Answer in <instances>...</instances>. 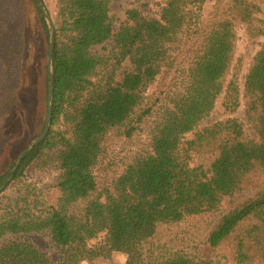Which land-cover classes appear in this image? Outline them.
Here are the masks:
<instances>
[{"label":"trees","instance_id":"obj_1","mask_svg":"<svg viewBox=\"0 0 264 264\" xmlns=\"http://www.w3.org/2000/svg\"><path fill=\"white\" fill-rule=\"evenodd\" d=\"M113 1H55L49 99L51 30L32 0L51 119L44 140L0 174V186L9 179L0 264L114 252L124 264L264 263V43L242 87L235 59L238 26L249 39L264 35V0H215L206 15L207 0H166L155 18L126 10L117 29ZM3 2L0 124L17 105L30 51L22 1ZM106 42V54L92 53ZM241 102L243 121L232 117ZM217 103L225 117L197 130ZM41 173L52 175L48 190ZM30 234L50 238L57 263L27 241L2 242Z\"/></svg>","mask_w":264,"mask_h":264},{"label":"rangeland","instance_id":"obj_2","mask_svg":"<svg viewBox=\"0 0 264 264\" xmlns=\"http://www.w3.org/2000/svg\"><path fill=\"white\" fill-rule=\"evenodd\" d=\"M4 0H0V21L3 20L5 12ZM25 10V31L24 40L25 47H29L30 51L23 54L22 69L20 73V84L17 89V105L10 112L9 117L0 124V174L7 173L11 165L19 156V154L35 139L44 129L46 112L42 98L44 95V80L42 74V65L37 63L38 58L44 50V41L38 30V21L34 13L32 0H21ZM56 0H43L44 6L49 13L51 19L54 16ZM215 0H207L204 9L205 15L211 10ZM166 0H119L110 3V13L115 19L114 27L117 29L119 23L125 19V12L134 8L139 10L143 15L148 17H157L159 8L164 5ZM1 31V29H0ZM237 42L235 50V59L240 65L239 86L242 87L243 76L255 56L264 43V35L249 39L242 26L236 28ZM2 45V41L0 43ZM111 42L91 48L95 55L106 54L112 48ZM219 103L212 110L210 115L197 124L196 129L200 130L210 124L223 119ZM232 117L243 121L242 102ZM245 133L254 138L255 135L248 126H244ZM190 138L191 135H187ZM30 174V173H29ZM52 175L41 173L37 175L36 182L41 187L52 184ZM49 201H53L56 192L51 189ZM12 240L27 241L34 246L38 252L44 254L52 263H57V254L52 247L51 240L44 234H30L24 236H6L2 242L7 243ZM125 255L121 253H112L111 257L102 261H84L80 264H124ZM264 264V263H260Z\"/></svg>","mask_w":264,"mask_h":264},{"label":"water","instance_id":"obj_3","mask_svg":"<svg viewBox=\"0 0 264 264\" xmlns=\"http://www.w3.org/2000/svg\"><path fill=\"white\" fill-rule=\"evenodd\" d=\"M37 3L38 8L40 9V11L42 12L43 18L48 26V28L51 30V37H50V41H49V46H48V56H47V64L49 67V82H48V98L51 99L52 97V82H53V78H52V74H51V59H52V51H53V43H54V24L53 21L49 15V13L47 12L45 6H44V2L43 0H35ZM50 119H51V103H49L47 105V112H46V117H45V123H44V129L42 131V133L35 138L20 154L19 156L16 158V160L14 161L16 164H18L19 162H21V160L36 146L38 145L41 141L44 140V138L46 137L48 130H49V124H50ZM12 172H14V169L12 170ZM9 183V179L5 180L3 182V184L0 186V193L3 192V190L5 189V187L8 185Z\"/></svg>","mask_w":264,"mask_h":264},{"label":"crops","instance_id":"obj_4","mask_svg":"<svg viewBox=\"0 0 264 264\" xmlns=\"http://www.w3.org/2000/svg\"><path fill=\"white\" fill-rule=\"evenodd\" d=\"M114 254V253H113ZM94 261H97V260H94Z\"/></svg>","mask_w":264,"mask_h":264}]
</instances>
